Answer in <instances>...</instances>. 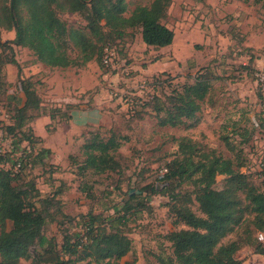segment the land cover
<instances>
[{
	"label": "rangeland",
	"instance_id": "obj_1",
	"mask_svg": "<svg viewBox=\"0 0 264 264\" xmlns=\"http://www.w3.org/2000/svg\"><path fill=\"white\" fill-rule=\"evenodd\" d=\"M151 1L125 0L123 15L128 16L136 5H149ZM60 2L64 8H56V12L67 31L78 29L89 33L85 15L68 10L66 0ZM165 23L174 32L170 46L148 47L142 42L139 29L134 28L122 42L114 40L120 50L108 57L110 63L106 67H100L95 59L82 62L79 48L68 36L63 48L74 64L48 66L37 60L29 48L13 45L18 66L13 63L2 66L5 83L0 89V102L11 116L17 114L19 118L20 112L16 109L21 101L18 88L21 79L30 80L42 103L21 114V128L25 134L33 135L34 132L43 136L46 142L36 143L34 148L25 142L17 144L5 132V124L10 121L0 120V147L7 156L11 153L19 156L24 149H32L29 159L24 156L26 162L32 164L25 177L35 181L40 196H50L57 202L49 209L53 219L44 228V233L54 238L57 250L64 236L84 235V214H112L114 207L119 208L127 200L129 190L137 193L142 189L144 199L138 204L144 212L138 214L137 220H129L125 228L130 231L133 247L117 264H159L155 254L161 250L164 257L171 254V246L163 236L171 229L173 216L164 207L170 199L169 191H162L159 177L163 167L180 156L181 138H185L184 142L186 139L194 142L208 157L230 158L234 163L241 157L244 160L241 171L247 173L249 184L264 189L257 172L262 166L261 156H264V134L259 132L257 116L264 111V96L259 95L255 82L256 72L264 70V1L171 0ZM101 24L106 30L103 20ZM14 36V29L0 26L2 41L12 40ZM5 54L7 58L10 55L6 49ZM154 58L158 61L147 63L149 66L145 70L141 68L142 62ZM193 74L212 78L209 93L199 102V111L194 117H182L175 124L162 123L169 118L168 111H172L175 92L180 91L184 83L191 82ZM123 92L143 103L148 101L147 105L140 103L135 108L137 112L131 113L132 110L118 99ZM71 95L81 100L82 108L92 114L91 122L98 124L88 123L94 126L92 128H76L67 123L51 133L50 128L46 129L47 119L43 114L53 112ZM54 124L56 119L50 126ZM249 131L253 133L243 142V132ZM95 132L103 138L113 135L120 143L114 153L115 168L101 174L80 166L83 138ZM227 142L233 144V148ZM42 149L45 151L40 154ZM49 162L57 164V169ZM225 178L224 174H216L213 186L222 188ZM81 185L84 190L80 189ZM168 187L177 194L175 204L187 205L197 215H203L193 194V182L176 179ZM86 192L92 197L86 196ZM131 204L138 207L136 201ZM244 204L249 206V201ZM252 220L253 213L246 210L221 243L241 240L236 256L242 264H264V256L256 251ZM181 227L186 226L179 223L176 228ZM245 240L249 243L244 244ZM18 264L34 263L21 260ZM45 264L54 263L47 261Z\"/></svg>",
	"mask_w": 264,
	"mask_h": 264
},
{
	"label": "trees",
	"instance_id": "obj_2",
	"mask_svg": "<svg viewBox=\"0 0 264 264\" xmlns=\"http://www.w3.org/2000/svg\"><path fill=\"white\" fill-rule=\"evenodd\" d=\"M66 3L69 5L68 10L85 15L89 33L78 29L67 31L56 12V8H64L60 0H0V26L15 31L12 40L2 41L0 38V89L5 83L2 66L5 63L18 66L13 55V45L29 48L37 60L48 66L67 67L75 63L63 48L68 36L79 48L82 62L95 59L102 67L104 48L110 46L119 51L118 42L114 40L122 42L127 35H131V29H139L141 40L146 46L162 48L172 43L174 32L165 23L171 0H152L149 5H136L128 16L123 15L125 0H90L89 3L85 0H66ZM102 20L106 30L103 29ZM5 49L10 54L8 58L7 54L4 55ZM28 80L19 81L21 101L16 109V112H20L19 118L17 114L11 116L8 111L10 122L5 124V132L16 138L17 143L25 142L34 148L36 143H40L41 137L34 132L33 135L24 133L21 114L27 108H38L42 103ZM191 80L184 83L180 91L175 92L172 111H168L169 118L162 120V123L169 121L175 124L182 117H194L199 111V102L209 93L212 78L195 74ZM258 92L260 95V91ZM147 102H141L140 105L145 106ZM63 105H58L53 112L43 114L50 118L46 128H50L48 131L54 129V125L52 128L50 124L55 119L57 122L70 117L69 112L74 104ZM135 108L131 113L137 112ZM263 114L264 111L257 114L261 133H264ZM18 133L21 134L19 137ZM243 133V142H246L253 132ZM82 134L81 132V137ZM184 139L181 138L179 143L180 156L169 161L163 167L166 171L159 177V181L163 183L162 191H169L167 196L170 199L164 207L172 212V229L163 237L172 250L166 257L162 254L163 250L155 254V257L159 264H242L236 256L242 245L241 240L234 239L227 243H221V240L240 222L246 210L253 213L255 239L257 240V232L264 233V189L260 190L249 184L247 173L241 171L244 165L241 157L235 163L230 158L216 155L208 157L194 142L189 139L184 142ZM227 143L233 148V144ZM119 145L113 135L103 138L98 132L83 138L80 146L83 156L81 168L91 170L94 174L114 169V153ZM43 151L45 150L42 149L40 154ZM32 155V149L24 153L28 159ZM196 156H200L198 160H195ZM263 157L260 160L262 166L257 172L264 184ZM28 163L25 158V163L14 174L0 167V264H18L21 260H31L34 264H45L47 261H53L54 264H117L119 259L132 250L133 240L129 236L130 231L125 228L129 220H137L140 217L138 214L144 212L141 204H138L144 199V190L139 189L137 193L129 190L127 200L119 208L114 207L112 214H84V235L64 236L57 250L54 238L44 233L46 224L53 219L49 209L57 202L50 196H40L35 181L25 177L32 166ZM53 167L57 169V166ZM216 174L226 175L225 185L220 189L213 186ZM176 179L193 182V194L203 215H197L187 205L175 204L177 194L172 193L168 186ZM80 189L84 190V187L81 185ZM86 196L92 197V194L86 192ZM246 200L249 201V206L244 204ZM131 201H136L135 205L138 207L133 206ZM172 201L174 204H171ZM179 223L186 227L176 228ZM245 241L244 244L249 243L248 240ZM255 247L264 256V243L257 240ZM48 254L49 257L44 259L43 255Z\"/></svg>",
	"mask_w": 264,
	"mask_h": 264
},
{
	"label": "built area",
	"instance_id": "obj_3",
	"mask_svg": "<svg viewBox=\"0 0 264 264\" xmlns=\"http://www.w3.org/2000/svg\"><path fill=\"white\" fill-rule=\"evenodd\" d=\"M115 51L116 50L110 46H107L104 48V54L102 58L103 66L106 67L109 65L110 62H108V57L114 56ZM255 82H256L258 90L264 96V70H259L256 72ZM114 94H116V92H114ZM118 99L129 110H133L135 107H137L141 103V100L139 98H135L134 96L132 97L129 94H126L125 92L119 94ZM0 120H5V121L9 120V114L1 103H0ZM14 139H15V142L17 143V139L16 138ZM25 152H28V150L24 149L23 152H21L19 156L16 155L15 153H11L9 154L8 158H6L7 152L3 148L0 147V167L4 169H8L12 172V174H14L19 169V167H21L25 163V158H24ZM165 171L166 169L163 168V172ZM256 238L258 241L264 243V233L263 232H260V231L257 232Z\"/></svg>",
	"mask_w": 264,
	"mask_h": 264
},
{
	"label": "crops",
	"instance_id": "obj_4",
	"mask_svg": "<svg viewBox=\"0 0 264 264\" xmlns=\"http://www.w3.org/2000/svg\"><path fill=\"white\" fill-rule=\"evenodd\" d=\"M170 45L171 44H169L168 46H170ZM148 47H150V46H148ZM165 47H167V46H165ZM159 49H161V48H159ZM157 61H158L157 58L156 59L154 58L151 61L149 60L147 62H142V67L141 68L145 70V68H147L149 66L147 63H149V62H157ZM102 78L105 79L106 75H102ZM72 95L69 96L68 99L65 100V102H64V103L74 104V107L69 112L70 117L67 120H61V121L58 120L56 122V125L54 124V129L51 131V133L55 132L57 129H59L60 126H63L64 124H67V123L71 124L72 127H76V128L77 127L92 128L94 126H92V125H90L88 123L95 124V125L98 124V123H92L91 122L90 118L92 117V114H91V112H89L90 110H86L85 111L82 108V105L79 104L80 103L79 101H81V100H78L77 98H75V96H72ZM74 95H76V94H74ZM43 116H44L45 119H47L46 124H48L50 122V118L47 115H43ZM261 134L263 135L264 133H261ZM38 136H40V135H38ZM40 137H41V141H40L39 144L41 145L42 143H45L46 140H45V138L43 136H40ZM49 163H52V162H49ZM54 165L57 166V164H54ZM170 226H171V229H172V225L171 224H170Z\"/></svg>",
	"mask_w": 264,
	"mask_h": 264
}]
</instances>
